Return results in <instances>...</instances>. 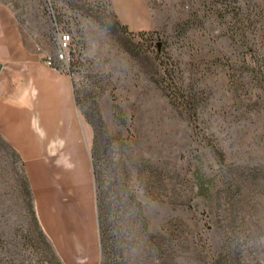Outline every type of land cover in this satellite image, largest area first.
<instances>
[{"label":"rangeland","instance_id":"rangeland-1","mask_svg":"<svg viewBox=\"0 0 264 264\" xmlns=\"http://www.w3.org/2000/svg\"><path fill=\"white\" fill-rule=\"evenodd\" d=\"M0 2L39 53L72 34L99 264H264V0H149V29L109 0ZM0 264H68L1 135Z\"/></svg>","mask_w":264,"mask_h":264},{"label":"crops","instance_id":"crops-1","mask_svg":"<svg viewBox=\"0 0 264 264\" xmlns=\"http://www.w3.org/2000/svg\"><path fill=\"white\" fill-rule=\"evenodd\" d=\"M168 1V0H166ZM132 29L154 25L149 0H109ZM0 2V135L17 151L36 215L68 264H99L92 127L79 112L70 74L43 61Z\"/></svg>","mask_w":264,"mask_h":264},{"label":"built area","instance_id":"built-area-1","mask_svg":"<svg viewBox=\"0 0 264 264\" xmlns=\"http://www.w3.org/2000/svg\"><path fill=\"white\" fill-rule=\"evenodd\" d=\"M71 42V32L68 30H60L58 33L56 51L53 53H45L43 61L53 68H60V64L68 63L70 58Z\"/></svg>","mask_w":264,"mask_h":264},{"label":"trees","instance_id":"trees-1","mask_svg":"<svg viewBox=\"0 0 264 264\" xmlns=\"http://www.w3.org/2000/svg\"><path fill=\"white\" fill-rule=\"evenodd\" d=\"M112 15L115 17V13L114 12H112ZM118 24H119L121 29L126 30V26L124 24L120 23L119 21H118ZM99 241H100V235H99Z\"/></svg>","mask_w":264,"mask_h":264},{"label":"water","instance_id":"water-1","mask_svg":"<svg viewBox=\"0 0 264 264\" xmlns=\"http://www.w3.org/2000/svg\"><path fill=\"white\" fill-rule=\"evenodd\" d=\"M1 66V65H0Z\"/></svg>","mask_w":264,"mask_h":264}]
</instances>
